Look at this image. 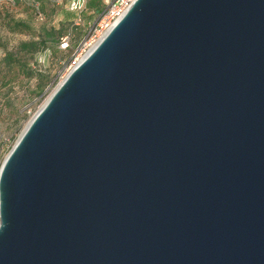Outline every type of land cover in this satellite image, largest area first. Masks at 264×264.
Returning a JSON list of instances; mask_svg holds the SVG:
<instances>
[{
    "label": "water",
    "instance_id": "95a60500",
    "mask_svg": "<svg viewBox=\"0 0 264 264\" xmlns=\"http://www.w3.org/2000/svg\"><path fill=\"white\" fill-rule=\"evenodd\" d=\"M0 264H264V0H134L3 157Z\"/></svg>",
    "mask_w": 264,
    "mask_h": 264
},
{
    "label": "rangeland",
    "instance_id": "374dc122",
    "mask_svg": "<svg viewBox=\"0 0 264 264\" xmlns=\"http://www.w3.org/2000/svg\"><path fill=\"white\" fill-rule=\"evenodd\" d=\"M99 1L103 3V0H86L83 8L74 12L73 26L76 28H67V34L64 35L67 46L64 49L57 51L48 46L31 55L18 52V43L37 39L42 26L58 27L67 10L64 0H0V58L7 52L13 53L32 70L55 78V82L51 86L47 85L44 94L38 98L33 91L34 77L19 73L15 66L6 67L0 63V163L25 123L61 80L60 76L66 73L67 65L72 64L73 53L103 10V4L100 10H94L89 3L96 4ZM13 22H20L24 26L9 30ZM68 59L70 61L67 62Z\"/></svg>",
    "mask_w": 264,
    "mask_h": 264
},
{
    "label": "trees",
    "instance_id": "16d2710c",
    "mask_svg": "<svg viewBox=\"0 0 264 264\" xmlns=\"http://www.w3.org/2000/svg\"><path fill=\"white\" fill-rule=\"evenodd\" d=\"M42 2L43 1H41V6L43 5ZM99 2L96 4L89 3V6L93 7L94 10H100V5L102 7L103 3H101V1ZM74 16V12L68 10L64 11V18L59 21L58 27L42 26L40 31L37 33V39L20 41L17 45V51L34 55L43 51L48 46L57 51H61L58 45L61 38L67 34V28H76L73 26ZM19 26L24 25L20 22H13L12 26L9 27V30L17 29ZM68 61H70V59H68L67 62ZM0 63H3L6 67L15 66L19 73H22L29 78L34 77L35 83L33 91L38 98L44 94L43 90L47 85L51 86L55 82V78L51 79L44 72L32 70L25 62L14 56L13 53H5L0 58Z\"/></svg>",
    "mask_w": 264,
    "mask_h": 264
},
{
    "label": "built area",
    "instance_id": "2783aa9c",
    "mask_svg": "<svg viewBox=\"0 0 264 264\" xmlns=\"http://www.w3.org/2000/svg\"><path fill=\"white\" fill-rule=\"evenodd\" d=\"M59 2L62 0H51ZM86 0H64L66 9L71 12L80 11ZM134 0H103V10L98 21L88 30L86 37L82 39L72 55L71 63L66 67L68 70L103 36V34L113 25V23L127 10ZM67 46L66 36H63L59 43V48L64 49ZM60 76L62 80L66 75Z\"/></svg>",
    "mask_w": 264,
    "mask_h": 264
}]
</instances>
